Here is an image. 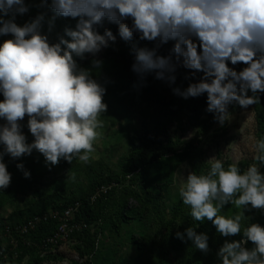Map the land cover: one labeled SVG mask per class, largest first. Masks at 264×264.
<instances>
[{
	"label": "clouds",
	"instance_id": "obj_1",
	"mask_svg": "<svg viewBox=\"0 0 264 264\" xmlns=\"http://www.w3.org/2000/svg\"><path fill=\"white\" fill-rule=\"evenodd\" d=\"M58 20L75 23L59 31ZM118 37L130 47L134 89L146 87L152 76L184 100L206 94L205 111L221 127L230 106L248 109L261 102L264 0H0V191L12 184L8 161L30 179V170L17 161L33 153L49 170L62 161L93 159L108 111L107 86L113 83L102 73L99 54L115 50ZM142 42L154 46L141 47ZM170 42L169 54H158ZM239 65L244 67L237 71ZM178 68L189 71L185 80L197 82L172 87ZM249 139L253 163L245 170L235 162L225 167L212 156L206 172L188 171L179 189L191 217L211 222L224 238L216 251L219 264H264V226L241 224L245 212L264 214V139ZM75 176L70 169L67 179ZM228 205L243 212L222 215ZM175 238L204 255L211 251L208 234L193 227Z\"/></svg>",
	"mask_w": 264,
	"mask_h": 264
},
{
	"label": "rangeland",
	"instance_id": "obj_2",
	"mask_svg": "<svg viewBox=\"0 0 264 264\" xmlns=\"http://www.w3.org/2000/svg\"><path fill=\"white\" fill-rule=\"evenodd\" d=\"M31 15H35V10ZM18 22L23 23V20ZM109 27L113 30L115 26ZM123 44L118 37L115 50L109 48L99 54L104 61L102 73L113 83L107 86L104 99L108 111L102 117L104 127L100 131L103 135L95 145L97 151L93 159L88 164L74 160L69 165L62 161L59 166L49 170L43 157L33 153L32 157L21 161L30 170V179H25L8 161L13 180L10 193L0 195V223L21 227L34 212L38 214L36 218L53 212L51 202L54 199L57 201L58 196L62 197L59 207L75 200L71 207L80 204L78 201L87 195L96 194L102 187L115 185L108 201L103 204V218L89 224L87 232L73 235L56 249L43 253V256L50 257L43 264H219L216 251L224 238L220 237L211 222L206 221L198 226L188 206L177 215L173 214V209L181 200L179 189L187 172H206L209 165L205 162L210 157L217 156L225 167L233 162L238 165L244 163L242 171L253 163L254 141L249 137L254 136L258 140L255 108L241 109L238 105H232L229 107L231 114L223 127L214 122L211 129L205 131L187 116L182 108L184 99L175 96L166 83L149 76L146 87L133 88L137 77L130 71L131 65L127 62L122 65L114 63L113 53H121ZM140 45L154 46L147 42ZM171 47V42L162 46L158 54L167 56ZM93 74L98 77L99 70L93 69ZM186 75H189L188 70L178 68L177 81L172 87L183 89L190 82H197L185 80ZM200 75L202 73H198L197 77ZM121 80L131 85V94L122 91L119 86ZM171 104L177 108V113L171 123L167 122L169 135H163L161 139L172 152L163 161L162 168L156 165L145 168L140 174L143 178L139 171L135 176L127 175L132 141L144 136L145 131L153 132L155 127L159 128L166 122L165 110ZM190 134L191 139H188ZM236 156L239 158L234 159ZM70 169L76 174L74 181L67 179ZM241 212L243 209L228 205L221 214L233 217ZM123 214L131 221L123 224L118 231L117 220ZM245 215L248 218L241 221L242 229L254 221L264 226V214L261 212L250 211ZM189 226L208 234L209 254L204 255L190 242L183 243L175 238L177 231L183 232ZM27 240L5 236L0 227V250L5 264L32 263L35 254L26 245ZM81 252L86 253L83 259ZM11 253L18 255L16 259L10 258Z\"/></svg>",
	"mask_w": 264,
	"mask_h": 264
},
{
	"label": "trees",
	"instance_id": "obj_3",
	"mask_svg": "<svg viewBox=\"0 0 264 264\" xmlns=\"http://www.w3.org/2000/svg\"><path fill=\"white\" fill-rule=\"evenodd\" d=\"M72 24V21L67 20H58L57 21V29L59 31H62L63 27L65 25ZM114 33H116L117 29L116 27L112 30ZM141 46V45H139ZM122 52L121 53H113L114 54V63L118 65H122L123 62H127L130 65L133 62V57L130 55V47L127 44L122 45ZM126 56L128 57V60H126ZM121 60V61H120ZM84 66L88 67V61L84 62ZM231 67V65H229ZM244 66L239 65L236 66V70H242ZM119 86L121 87L122 91L126 94H131L132 90L130 88V84L127 83V81L121 80L119 81ZM249 95L251 93L249 92ZM260 104L253 105L255 108L256 113V122H257V135L258 140L264 139V94H260ZM207 105H206V94L205 96L199 97V98H189L188 100H184V104L182 105V108L186 111L187 116L198 123L203 130L208 131L211 129L212 124L214 123L213 115L211 113H207L205 111ZM167 119L166 122L162 123L160 127H155L153 132L151 131H145L144 136L137 140H133L131 144L132 152L128 160V165L130 168L127 171V175H134L139 171V175L142 173V171L150 166H155L158 168H162L163 161L165 158L172 152V149L168 145L165 144V141H162V136L166 135L168 136V123H171L172 120H174V115L177 113V108L174 106V104L169 105L165 110ZM156 132H159L161 134H158ZM21 162V161H17ZM241 170L244 167V163H240L238 165ZM125 175V176H127ZM133 176V177H134ZM143 178V175H140ZM112 189L102 197L98 198L95 203H91L90 199L94 195V192L87 195L84 199H81L78 201L80 203V209L79 212L75 215V221L78 222H84L87 224L89 228V224L98 222L103 218V209L105 206L106 201H108L109 194L112 193ZM10 193V187L4 191H0V195H5ZM55 200V199H54ZM52 201L51 204L53 206L54 211H65L70 207V204H74L76 201L71 200L67 203H64V207H59L60 203L62 202V197H57V201ZM185 205L182 203V199L174 206L173 214L177 215L183 210ZM38 211V209L36 210ZM40 214H44L40 213ZM39 214V215H40ZM48 214V213H46ZM37 212H34L31 214V217L27 220L32 221L36 218ZM33 218V219H32ZM31 219V220H30ZM29 221L23 222L21 227H24ZM131 221L125 214L121 215L120 219L117 220L116 229L119 231L123 224H128V222ZM258 222V221H254ZM194 223L198 226L202 225L201 222L195 221ZM259 223V222H258ZM3 234L6 236L5 228H8L11 235L15 238L21 240V239H28L26 242V245L29 246V250L33 251L35 254V259L32 261L31 264H43L45 261L50 260V257L43 256V253H46L49 249H56L58 246H54L48 242L49 239L53 238L58 230V221L55 220H49L48 222H43L36 226V228L32 231H29L27 234L22 235L18 234L17 229L19 228V225L16 226H6L5 224H1ZM262 225V224H261ZM88 228L80 233H75L74 235L83 234L88 231ZM201 231V230H200ZM10 235V236H11ZM21 235L23 238H21ZM73 236V235H72ZM22 242V241H21ZM251 247V245H249ZM2 250H0V264H5V261L2 260ZM18 255H15V253L10 254V258L16 259ZM81 258L83 259L86 256V253L81 252ZM73 264H79V263H73ZM85 264H88L87 262Z\"/></svg>",
	"mask_w": 264,
	"mask_h": 264
},
{
	"label": "built area",
	"instance_id": "obj_4",
	"mask_svg": "<svg viewBox=\"0 0 264 264\" xmlns=\"http://www.w3.org/2000/svg\"><path fill=\"white\" fill-rule=\"evenodd\" d=\"M112 185L108 188L102 187L91 197V203H95L96 200L103 195H106L112 187ZM80 204H76L74 206L69 207L65 211H53L48 214H44L43 216L37 217L32 221H29L24 227H19L16 232L25 235L29 231H32L43 222H48L49 220L58 221V230L55 236L48 240V242L54 246L61 245L63 242L68 240L75 233H80L88 228L87 224L84 222H76L75 215L79 212ZM0 226L1 223H0ZM6 235H11L8 228H5Z\"/></svg>",
	"mask_w": 264,
	"mask_h": 264
}]
</instances>
